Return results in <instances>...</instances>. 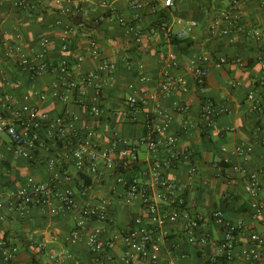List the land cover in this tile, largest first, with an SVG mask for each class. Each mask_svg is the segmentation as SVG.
Here are the masks:
<instances>
[{"label": "crops", "instance_id": "crops-1", "mask_svg": "<svg viewBox=\"0 0 264 264\" xmlns=\"http://www.w3.org/2000/svg\"><path fill=\"white\" fill-rule=\"evenodd\" d=\"M93 1L91 15L94 19L103 17L96 23L97 55L86 52V40L76 30H73L71 36L72 54L74 57L84 55L75 70L94 69L104 61L116 63L115 71L104 75L101 91L102 116L90 114L86 103L75 100L63 104L49 99L43 103L42 108L53 114L62 112L64 108L73 110L79 116L77 124L93 127L103 146L110 145L117 138H140L144 134L147 119L161 122L158 111L169 113L172 116L171 125L164 133L159 156H167L165 140L170 134L178 137L183 154L174 166L164 168L162 173L178 176L188 208L203 216L220 208L229 221L240 219L264 230V223L252 221L246 216L247 207L239 209L246 198L243 187L245 177L233 169L229 176V161L233 165L240 164L254 170L264 158V114L251 113L248 99L251 91L259 97L264 94V8L261 7V0H249L239 9V27L227 36L217 30L213 31L211 26L215 18L228 9L231 10L230 0L227 3L226 0H174L175 6L170 10L169 22L173 29H180L183 19H194L198 23L187 37V41L191 43L189 46H186V42L169 45L162 35L148 33L149 25L156 19L150 17L153 14L150 5L139 20L143 34L138 44L134 35L126 31V26L119 24L116 17L112 18L114 8L119 15H130L131 11L125 0H107L112 9L102 7L98 0ZM55 15L53 0L47 1L44 12L32 14L10 7L7 3H0L2 30L17 35L30 52L37 47L41 35L47 37L52 46V63L58 62L62 56L60 45L63 30L53 24ZM255 34H259L258 37ZM169 49L174 50L178 59V65L169 72L186 76L188 82L166 94L161 91V84L165 78L163 59ZM201 53L227 59L221 67L210 66L203 85L196 81L190 71L191 59ZM73 63L75 64L74 58ZM0 68L6 72V77L0 78V92L11 93L17 101L24 95L36 99L34 92L46 89L56 77L54 71H48L31 79L13 62H4ZM130 84L134 86L130 87ZM93 93L94 89L90 88L86 102ZM131 95L137 96L140 101L134 119L124 115ZM204 96L210 97L219 106H227L228 110L219 114L213 122H208L200 114ZM0 140L4 142L0 146V154L4 158L0 167V201L4 204L0 209V236L6 232L8 238L17 243V261L98 264V255L89 251L86 245L87 236L96 228L100 229L101 236L109 242L108 251L116 257L123 255L122 232L141 213L138 204L127 205L123 202L124 180L129 182L131 176L145 179L143 171L148 162L144 146L139 147L141 160L136 166L126 170L118 168L116 171L101 170L98 174H87L85 177L88 189L85 193L75 187V193L81 202L90 197L108 198L111 201L108 220H92L86 229L77 230V212L65 211L58 201L32 205L23 210H8L5 197L30 175L39 180L46 179L45 160L61 150V146L47 139L48 143H53V147L47 149L40 146L33 151L34 159L30 161L14 155L9 148L12 143L6 134H1ZM247 144H253V151L244 159L236 153V149L239 145ZM193 164L197 169L192 173L190 168ZM111 187H116V194L110 191ZM229 191L231 196L240 199L235 206L230 205L231 208L229 198H224L226 194L229 196ZM167 228L170 235L159 246L163 257H182L184 264L206 263L205 253L186 242L181 225H169ZM74 232L78 233L77 237ZM211 233L217 238L222 231L211 224ZM215 264L228 263L223 258Z\"/></svg>", "mask_w": 264, "mask_h": 264}, {"label": "built area", "instance_id": "built-area-1", "mask_svg": "<svg viewBox=\"0 0 264 264\" xmlns=\"http://www.w3.org/2000/svg\"><path fill=\"white\" fill-rule=\"evenodd\" d=\"M48 0H0L10 7L29 13H42L46 10ZM56 15L53 21L55 26L61 27L62 53L58 62L50 59L51 44L47 37L40 36L36 48L30 51L21 43L18 36L6 33L0 26V65L4 62H13L20 66L31 79H36L48 71H54L56 77L42 91H35L36 99L24 95L18 101L10 93L0 92V135L6 134L12 147H9L15 156L28 160L34 159V150L40 146L47 149L53 143L61 147L58 152L48 156L45 160L47 177L39 180L30 175L7 198L8 210H23L32 205H40L58 201L61 207L68 212H77L76 229L83 230L92 220L106 221L109 218L111 201L108 198L90 197L79 201L75 187L88 189L86 175L98 174L101 170L116 171L118 168L128 169L136 166L141 160L139 147L146 149L147 168L143 171L145 179L131 176L129 182L124 180L122 192L123 202L127 205L138 204L141 213L133 223L125 228L121 235L124 253L116 257L108 251L109 242L100 234V229L92 230L86 238L89 251L98 255V264H184L182 257H163L159 252L170 231L169 225H181L186 242L207 256L206 263L215 264L225 259L229 264H264V230L243 220L229 221L222 209L216 208L208 216L192 212L182 185L177 175H164L162 170L175 165L182 157L183 151L179 147L178 137L174 134L165 140L167 156L160 158L159 148L163 143L164 133L170 128L172 116L161 110L158 117L161 122L149 118L142 137L137 139L117 138L108 146L99 143L98 134L93 127L81 126L77 122L79 116L71 109L64 108L60 113H50L42 108L44 102L52 99L55 102L67 104L70 100L87 104L90 114L102 116L101 91L105 74H111L116 69V63L104 61L94 69H76L84 55L73 56V30L81 32L86 40V52L97 55V25L100 20L91 15L93 0H53ZM104 8L112 9L107 0H98ZM129 10L128 17L119 15L116 8L112 15L119 24L126 26V31L132 33L136 43L140 44L143 29L139 20L144 15L146 7L150 5L156 10L158 3L168 9L175 6L174 0H125ZM151 3H150V2ZM249 0H230L229 9L215 18L211 29L225 36L229 30L239 27V9ZM264 8V0H261ZM74 19V22H73ZM194 19H183L178 30L172 28L169 22L160 21L151 23L148 33L154 36H163L167 44L174 40L187 38L197 26ZM257 37L259 34H255ZM73 58L75 64L73 63ZM227 62L226 57L215 58L211 54L201 53L191 59L190 71L196 81L203 85L210 66L221 67ZM178 65L174 50L165 53L163 66L165 78L161 84V91L169 93L177 86L187 85L188 79L184 75L169 72ZM79 66V65H78ZM264 67V65H263ZM5 70L0 68V78H5ZM130 84V87H133ZM94 93L86 102L89 89ZM250 111L264 114V94L259 97L254 91L248 94ZM127 111L124 115L134 119L140 104L139 98L131 95L127 102ZM228 107L217 105L210 97L204 96L200 114L208 122L227 111ZM4 142L0 140V146ZM253 144L239 145L236 153L244 159L252 153ZM0 154V167L3 163ZM193 164L190 172L196 171ZM233 171L242 174L247 203L246 216L256 222L264 223V158L258 168L249 170L247 167L235 164ZM120 180H123L120 178ZM110 191L117 193L116 187ZM224 198H229L226 194ZM4 207L0 201V209ZM211 224L218 227L222 234L214 238L211 233ZM77 237L78 233L74 232ZM18 252L17 243L9 238L0 236V264H39L35 261L19 262L15 256ZM70 257V255H68ZM64 261V260H62Z\"/></svg>", "mask_w": 264, "mask_h": 264}, {"label": "trees", "instance_id": "trees-1", "mask_svg": "<svg viewBox=\"0 0 264 264\" xmlns=\"http://www.w3.org/2000/svg\"><path fill=\"white\" fill-rule=\"evenodd\" d=\"M151 8V7H150ZM152 10V9H151ZM170 10H171V8L170 9H168V8H166V7H163V6H161V5H158L157 6V9L156 10H152L151 12L153 13V14H151L150 15V17L151 18H156L154 21V23H157V22H162V21H166V22H170V20H171V12H170ZM157 20V21H156ZM232 30H229V33L231 32ZM183 42H186V46H189L191 43L189 42V41H187V38H185V39H181V40H174L173 41V44H175V45H179V44H181V43H183ZM251 113H253L254 115H257V114H259L258 112H251ZM260 115V114H259ZM233 164H232V162L231 161H229V176H231L230 175V170H232L233 169ZM232 194H230V191H229V206L231 205V206H235L236 205V203L240 200L239 199V197H237V196H231ZM225 200H228V199H225ZM231 206H230V208H231ZM247 207V203H246V201H242V203L240 204V207H239V209L241 210L242 208L244 209V208H246ZM2 236L3 237H5V238H7L8 239V235L6 234V232H5V234H2Z\"/></svg>", "mask_w": 264, "mask_h": 264}, {"label": "rangeland", "instance_id": "rangeland-1", "mask_svg": "<svg viewBox=\"0 0 264 264\" xmlns=\"http://www.w3.org/2000/svg\"><path fill=\"white\" fill-rule=\"evenodd\" d=\"M229 2V0H226V3Z\"/></svg>", "mask_w": 264, "mask_h": 264}]
</instances>
